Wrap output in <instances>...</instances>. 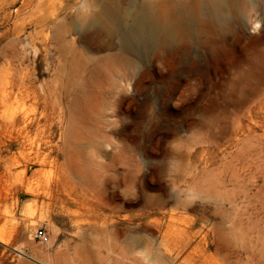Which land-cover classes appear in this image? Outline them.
Returning a JSON list of instances; mask_svg holds the SVG:
<instances>
[{"label":"rangeland","instance_id":"374dc122","mask_svg":"<svg viewBox=\"0 0 264 264\" xmlns=\"http://www.w3.org/2000/svg\"><path fill=\"white\" fill-rule=\"evenodd\" d=\"M99 4L0 0V264H141L137 237L164 264H264V87L196 47L136 57L89 28ZM240 18L236 49L264 28Z\"/></svg>","mask_w":264,"mask_h":264},{"label":"bare ground","instance_id":"6f19581e","mask_svg":"<svg viewBox=\"0 0 264 264\" xmlns=\"http://www.w3.org/2000/svg\"><path fill=\"white\" fill-rule=\"evenodd\" d=\"M99 1L98 11L90 20L89 28L93 32L99 28L107 34L116 32L119 46L136 57L143 59L148 52L162 49H168L173 55L179 56L186 47L190 49L196 47L204 52L206 58L214 53L229 55L226 72L228 71V76H231L230 78L235 84L240 85L241 89L264 87V28L258 30L256 24L254 28L257 34L240 49H236L235 39L228 42L233 32L234 21L241 19L242 4L249 3L264 15V0H207L199 5L198 10L194 5L173 4L170 11L162 15L153 12L150 6L137 4L134 0H123L124 8L119 5L120 0ZM89 36L84 34L80 38L83 40ZM238 37L236 36V39ZM186 70L191 74H197L209 69L207 63L202 66L195 63ZM118 224L122 225L123 222ZM139 227L141 225L136 224V229L140 230ZM124 229L121 228L125 232ZM140 240L136 238L135 248L147 249L148 243L143 246ZM158 245L164 247L167 255L165 258L171 261L172 254L163 240ZM152 259L164 264L155 255Z\"/></svg>","mask_w":264,"mask_h":264},{"label":"built area","instance_id":"2783aa9c","mask_svg":"<svg viewBox=\"0 0 264 264\" xmlns=\"http://www.w3.org/2000/svg\"><path fill=\"white\" fill-rule=\"evenodd\" d=\"M33 237L41 245H45L49 242V235L46 233L45 229L42 227H38L34 230Z\"/></svg>","mask_w":264,"mask_h":264},{"label":"clouds","instance_id":"9594fccd","mask_svg":"<svg viewBox=\"0 0 264 264\" xmlns=\"http://www.w3.org/2000/svg\"><path fill=\"white\" fill-rule=\"evenodd\" d=\"M137 257L140 259L141 264H158L157 261H154L151 256L150 249H144L136 253Z\"/></svg>","mask_w":264,"mask_h":264}]
</instances>
